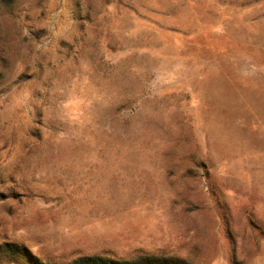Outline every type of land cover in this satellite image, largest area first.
<instances>
[{"label":"rangeland","instance_id":"374dc122","mask_svg":"<svg viewBox=\"0 0 264 264\" xmlns=\"http://www.w3.org/2000/svg\"><path fill=\"white\" fill-rule=\"evenodd\" d=\"M264 264V0H0V264Z\"/></svg>","mask_w":264,"mask_h":264},{"label":"trees","instance_id":"16d2710c","mask_svg":"<svg viewBox=\"0 0 264 264\" xmlns=\"http://www.w3.org/2000/svg\"><path fill=\"white\" fill-rule=\"evenodd\" d=\"M87 260L92 261L93 264H116L117 262L112 259L108 258H101V257H92L88 258Z\"/></svg>","mask_w":264,"mask_h":264}]
</instances>
